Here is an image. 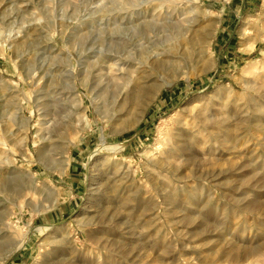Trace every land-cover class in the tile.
<instances>
[{"label":"rangeland","instance_id":"rangeland-1","mask_svg":"<svg viewBox=\"0 0 264 264\" xmlns=\"http://www.w3.org/2000/svg\"><path fill=\"white\" fill-rule=\"evenodd\" d=\"M142 79L159 89L119 109ZM218 89L195 120L214 150L162 171L183 107ZM107 259L264 264V0H0V264Z\"/></svg>","mask_w":264,"mask_h":264},{"label":"bare ground","instance_id":"bare-ground-1","mask_svg":"<svg viewBox=\"0 0 264 264\" xmlns=\"http://www.w3.org/2000/svg\"><path fill=\"white\" fill-rule=\"evenodd\" d=\"M199 29L200 28L194 29V26L193 27L190 26L188 28V31H189L188 42L189 43H192L193 45H195L197 43L202 44L211 37V31L210 30H206V31L203 30L199 34H197ZM112 59L114 61L115 57L110 58V60H112ZM107 62L104 65V69L107 70V75H108L109 81L112 84H114L117 81H119V79L121 77L119 76V73L117 72L118 70H115L112 67L113 65L107 64ZM157 64L165 67L167 65H171L172 60L168 59V58L161 59V60H159V62H157ZM152 85H153V87H152ZM159 87L160 86H156L155 83L149 84V83L145 82L144 79L141 80V83L138 81H137V83L135 82L134 85H132V87H130L124 91V96H123V100H122L123 104H120L119 109H124V108L126 109L127 107H129L131 104H134V103L135 104L137 103L140 106H143L144 102L151 96V94H153V92L155 93L159 89ZM148 90H150V91H148ZM219 93H222V92H221V90L219 91V89H218V90H215L214 92H211L210 94H200L198 96H195L191 100H189V102L183 107V109L185 111V110H189V108H191L196 101H198V103H196V104H199L196 107H194L195 105L192 107L193 109H191L192 113L190 115L191 119H189V118L188 119L186 118V120L182 119L183 121L179 122L175 131L172 132V134L170 135L169 142L166 145V148L164 149V151L161 153L159 160H158V164H159L160 168L162 169V171H170L172 173H175V171L179 170V168L181 167L180 166L181 165V161H180L181 156L182 157L185 156V159L189 161V160H193L194 158L199 156L201 153H204L206 150H208V151L214 150L213 149L214 145L207 144L208 147L204 151V149L206 148L204 145L207 142H205V140H203L201 137H198L199 132L195 127V120L202 119L208 111L212 112L213 115L216 111H219V99H220ZM238 95L240 96V94L237 93L236 88L231 87L230 91H228V95H226L227 100L224 99L225 101H221L220 103L223 105L224 104H227V105L231 104V106H232L233 102H235V104H237L238 101L236 102V100L241 99V98H239ZM258 96L260 97V94ZM240 97H242V96H240ZM242 99H244V98L242 97ZM245 104H256V100L247 99ZM204 120H205V118H204ZM201 145H202V147H201ZM202 151H204V152H202ZM65 152L66 151H64L62 153V155L64 157H66ZM205 154H206V152H205ZM118 207H119V205L116 204L113 207V209L110 210V219L116 223L115 225H119L124 219H128L127 215H125V214L123 215V213H121V211L118 209ZM101 232L104 233L106 231L101 230ZM118 232H120V234L123 235L127 231L126 232L118 231ZM105 234L108 235L109 233L107 232ZM127 234H128V232H127ZM127 238L133 239V238H135V236L131 233L130 236ZM57 241H58V243L59 242L61 243V248H60L61 250L60 251L65 252V250H63V249H65L64 246H65L66 242L64 241L63 237ZM57 260H52L48 264H55L57 262ZM108 260L109 259H107V261ZM112 260H113V258H112ZM112 260H110L108 262L111 264Z\"/></svg>","mask_w":264,"mask_h":264}]
</instances>
